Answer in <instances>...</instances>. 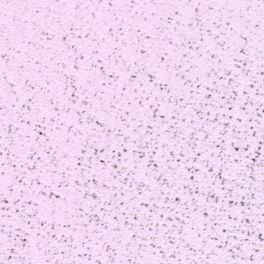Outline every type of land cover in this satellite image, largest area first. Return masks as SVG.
<instances>
[{
  "label": "snow or ice",
  "instance_id": "6c2138e0",
  "mask_svg": "<svg viewBox=\"0 0 264 264\" xmlns=\"http://www.w3.org/2000/svg\"><path fill=\"white\" fill-rule=\"evenodd\" d=\"M0 264H264V0H0Z\"/></svg>",
  "mask_w": 264,
  "mask_h": 264
}]
</instances>
